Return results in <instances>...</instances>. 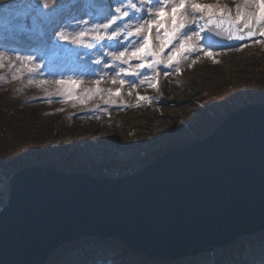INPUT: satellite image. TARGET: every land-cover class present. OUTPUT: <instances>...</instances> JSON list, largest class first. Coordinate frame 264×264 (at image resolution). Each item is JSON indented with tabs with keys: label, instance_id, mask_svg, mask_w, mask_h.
Here are the masks:
<instances>
[{
	"label": "water",
	"instance_id": "1",
	"mask_svg": "<svg viewBox=\"0 0 264 264\" xmlns=\"http://www.w3.org/2000/svg\"><path fill=\"white\" fill-rule=\"evenodd\" d=\"M227 47L243 41L214 37ZM264 232V102L124 176L31 165L9 178L0 205V264H47L84 239H116L174 262Z\"/></svg>",
	"mask_w": 264,
	"mask_h": 264
},
{
	"label": "rangeland",
	"instance_id": "2",
	"mask_svg": "<svg viewBox=\"0 0 264 264\" xmlns=\"http://www.w3.org/2000/svg\"><path fill=\"white\" fill-rule=\"evenodd\" d=\"M10 1L0 0V54H3V59H0V99H4V106L11 109L13 122L19 123L22 130L43 144L50 142L55 150L79 164L128 162L135 158L137 151H149L163 137H181L191 130L198 124L194 120L199 115L196 112L204 105L208 111L219 110L230 103L241 108L264 98V42L245 41L239 44L242 50L233 46H212V51L218 53L212 58L194 53L189 59L180 61L179 75L175 73L176 66L167 70L171 72L167 77L161 71L156 89L147 83L135 89L126 85L119 97L112 98L114 104H105L104 101L109 99L107 91H115L119 85L111 82V74L105 75L99 85L94 83L97 73L112 71L102 70L91 63L100 47L89 50L71 43V40L75 36L77 21L101 19V11L118 0H29L28 5H20L19 13L13 16L8 15L5 9ZM198 2L219 3L232 9L234 15L236 5H243L244 0ZM42 4L47 6V10ZM18 18L22 21H17ZM58 30L64 31L68 42L54 39ZM90 35L85 42L89 41ZM260 39L264 41V38ZM114 48V42L104 41L105 50ZM17 55L35 59L32 62L21 61ZM194 58L197 63L189 67ZM213 60L218 63H213ZM36 63L44 66L38 75H33L30 70H35ZM61 76L82 81L73 98L67 96L64 85L54 83ZM96 87L104 92H87ZM138 95L148 100L139 101ZM134 143L137 145L135 149ZM9 178L0 173V205L6 203ZM90 240L93 247H86V256L81 252L67 264H111L110 260L96 261V254L105 255L107 251L102 248L100 240ZM262 247L264 244H260V249ZM255 255L258 256L255 260L245 256L242 264H264V249ZM204 256L215 263V255ZM143 264L156 263L148 258Z\"/></svg>",
	"mask_w": 264,
	"mask_h": 264
},
{
	"label": "snow or ice",
	"instance_id": "3",
	"mask_svg": "<svg viewBox=\"0 0 264 264\" xmlns=\"http://www.w3.org/2000/svg\"><path fill=\"white\" fill-rule=\"evenodd\" d=\"M41 6L47 10L46 5ZM86 25L90 27H84ZM76 28L79 30L76 31ZM74 31L71 43L83 45L89 50L100 47V52L91 63L102 70L112 71L97 73L94 83L99 85L105 75L113 76L111 82L119 87L115 91H107L109 99L104 103L114 104L112 98L119 97L126 85L135 89L147 83L156 89L161 71L167 77L171 75L167 70L176 66L175 73L180 74L178 65L182 59L187 60L194 53H203L208 58L218 55L212 51L214 37L226 36L229 41H252L257 44L264 42L260 39L264 38V0H244L243 5H236L234 15L232 9L219 3L202 4L198 0H118L101 11V19L95 22L89 19L77 21ZM89 33V41L85 42ZM54 39L68 42L63 30L56 31ZM104 41L114 42L116 48L105 50ZM233 47L242 50L239 44ZM16 58L26 62L35 59L21 55ZM0 59H3V54H0ZM195 63L197 59L194 58L189 67ZM213 63L218 61L213 60ZM43 66L36 63L35 70L30 71L38 75ZM128 77L137 79H126ZM54 83L64 85L67 96L73 98L82 81L61 76ZM87 92L102 94L104 90L96 87ZM137 100L148 98L138 95Z\"/></svg>",
	"mask_w": 264,
	"mask_h": 264
},
{
	"label": "trees",
	"instance_id": "4",
	"mask_svg": "<svg viewBox=\"0 0 264 264\" xmlns=\"http://www.w3.org/2000/svg\"><path fill=\"white\" fill-rule=\"evenodd\" d=\"M29 0H11L7 8L19 13L20 5H28ZM4 99H0V173L7 177L24 167L31 165H49L58 167L67 172L87 171L102 177L123 176L134 173L139 167H144L159 155L179 146L188 145L197 139L206 137L212 130L222 122L229 113L239 109V105L230 103L219 108L208 111L206 106L200 108L199 115L194 119L198 124L192 126L181 137H163L153 147L146 151L140 149L136 152L135 158L130 161L113 162L110 164L87 165L74 162L70 157H66L54 149L50 142L43 144L37 138L31 137L29 132L22 130L19 123L13 122L11 109L3 104ZM255 101V100H254ZM258 102H264V98L256 99ZM223 108V110H221ZM203 109V110H202ZM198 119V120H197ZM194 120L192 122H194ZM154 135V134H152ZM6 139V140H5ZM160 140V139H159ZM50 141V140H49ZM138 142V140H136ZM53 144V143H52ZM135 144V143H134ZM137 145H134V149ZM59 153V154H56ZM56 156V157H55ZM91 240H83L69 244L58 251L48 262V264H67L74 255L81 252L86 253V247H93ZM97 241V240H95ZM94 241V242H95ZM102 248L107 251L105 255L96 254L99 260L108 259L111 264H143L145 258L138 254L131 253L125 243L114 239L101 240ZM260 244H264V232L255 237H244L231 248L218 250L216 252L217 264H242L245 256L251 259H257L256 253H260ZM97 247V246H95ZM99 255V256H98ZM159 263V261H154ZM172 264H215L205 256L193 257L174 262Z\"/></svg>",
	"mask_w": 264,
	"mask_h": 264
},
{
	"label": "bare ground",
	"instance_id": "5",
	"mask_svg": "<svg viewBox=\"0 0 264 264\" xmlns=\"http://www.w3.org/2000/svg\"><path fill=\"white\" fill-rule=\"evenodd\" d=\"M10 177H11V176H10ZM214 253H215V252H214ZM214 253L212 254V256L215 255Z\"/></svg>",
	"mask_w": 264,
	"mask_h": 264
}]
</instances>
